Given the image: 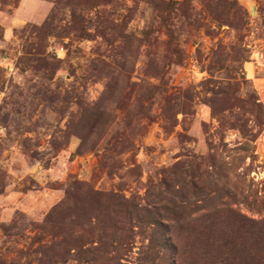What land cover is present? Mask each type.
Listing matches in <instances>:
<instances>
[{
  "label": "rangeland",
  "instance_id": "obj_1",
  "mask_svg": "<svg viewBox=\"0 0 264 264\" xmlns=\"http://www.w3.org/2000/svg\"><path fill=\"white\" fill-rule=\"evenodd\" d=\"M89 1L0 0V264L259 259L264 0Z\"/></svg>",
  "mask_w": 264,
  "mask_h": 264
},
{
  "label": "trees",
  "instance_id": "obj_2",
  "mask_svg": "<svg viewBox=\"0 0 264 264\" xmlns=\"http://www.w3.org/2000/svg\"><path fill=\"white\" fill-rule=\"evenodd\" d=\"M85 2H90L89 0H85ZM58 3L59 5V0H55V6H54V10L52 15L50 16V20H48L45 24L44 27L50 26L52 25V20H53V16L55 11L57 10L58 5H56ZM75 14V12L73 13ZM82 121H85V119H83V117H85V115H90L93 118L92 123H90L88 128L89 134L87 135L85 130H81L79 131V137L81 139V143L79 146V149L82 150L83 152H86L87 150H89L91 147H88L87 144V140L89 135L93 132V129H95L97 126L103 124L104 120L103 117H105V111L104 110H100V108L98 106H94L92 111L93 112H89L87 111L88 109H82ZM82 125H84V123H82ZM239 236H241L240 234H238ZM255 239L257 242V249L261 250V254H260V258L259 259H255L254 255L251 251L250 247H244V249L242 251L238 250L235 253L231 252L232 249H228V251L224 252L222 256L219 257L220 264H264V244L263 241L260 239L259 235H255ZM241 244V240L239 239L238 242L236 243V245H240ZM229 254L231 256V260L229 257ZM254 258V259H253ZM253 262V263H252Z\"/></svg>",
  "mask_w": 264,
  "mask_h": 264
}]
</instances>
